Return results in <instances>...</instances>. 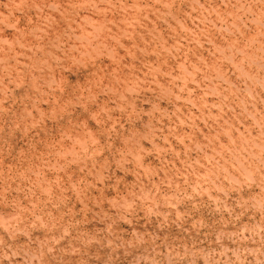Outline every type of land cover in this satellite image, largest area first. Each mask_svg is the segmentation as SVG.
I'll return each instance as SVG.
<instances>
[{
  "label": "rangeland",
  "instance_id": "rangeland-1",
  "mask_svg": "<svg viewBox=\"0 0 264 264\" xmlns=\"http://www.w3.org/2000/svg\"><path fill=\"white\" fill-rule=\"evenodd\" d=\"M0 264H264V0H0Z\"/></svg>",
  "mask_w": 264,
  "mask_h": 264
}]
</instances>
